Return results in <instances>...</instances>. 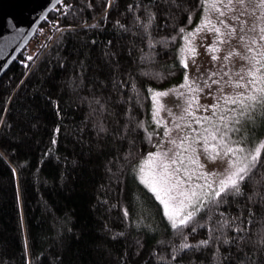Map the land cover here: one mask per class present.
Wrapping results in <instances>:
<instances>
[{
	"label": "trees",
	"instance_id": "16d2710c",
	"mask_svg": "<svg viewBox=\"0 0 264 264\" xmlns=\"http://www.w3.org/2000/svg\"><path fill=\"white\" fill-rule=\"evenodd\" d=\"M137 2L64 0L32 41L52 26L50 39L24 63L20 54L1 77L0 117L7 126L0 131V264H172L157 256L168 257L182 237L158 212L159 202L142 195L144 186L138 187L131 170L117 181L118 165L109 163L152 149L149 88L163 90L183 79L173 69L182 40L174 47L156 43L154 62L141 60L150 39L175 35L179 24L170 19L168 0H155L151 37L134 24L139 10L129 11L128 5ZM198 16L191 24L187 12L176 20L191 28ZM119 80L127 84L118 92L113 83ZM94 97L107 100V111ZM129 104L147 132L135 124L125 129ZM100 125L105 132L98 133ZM262 176L264 171L257 172L249 188ZM243 207L241 198L223 211L235 214ZM261 216L264 205H257L256 222L247 225L254 234ZM219 219L209 212L189 241L208 239ZM216 249L213 242L185 250L178 264H238L237 257L245 255L233 248L228 259L227 245ZM253 258L264 264V254L253 252Z\"/></svg>",
	"mask_w": 264,
	"mask_h": 264
},
{
	"label": "snow or ice",
	"instance_id": "6c2138e0",
	"mask_svg": "<svg viewBox=\"0 0 264 264\" xmlns=\"http://www.w3.org/2000/svg\"><path fill=\"white\" fill-rule=\"evenodd\" d=\"M168 4L170 19L179 24L175 35L167 40L150 39V51L141 60L154 62L156 43L174 47L178 39L185 41L179 49L184 55L178 63L173 61L174 71L183 76L182 82L175 86L177 99L172 101L177 111L167 109L161 100L173 90L149 88L156 128L148 139L155 150L139 157L129 152L123 159L117 157L109 163L118 165L117 181L131 170L138 187L144 186L140 189L142 195L159 202L158 212L167 219L174 235L182 237L178 246L173 242L168 257L158 255L157 259H170L172 264H178L185 250L215 242L217 252L221 245L228 246V259L233 248L245 253L237 257L238 264H260L258 259L254 260L253 252L264 254V216L260 217L255 234L247 225L255 224L256 206L264 205V176L249 188L257 172L264 171V0H193L191 5L188 0H168ZM133 8L139 10L133 17L134 24L151 37L150 29L158 17L155 0L128 5L129 11ZM185 12L188 24L199 14V23L192 29L176 20V14ZM116 23L125 28L119 21ZM200 33L213 35V42L204 45L211 56L210 68L201 67L196 59L200 53L193 38ZM233 41L247 43L240 50L233 46ZM164 75L158 74V78ZM126 84L123 80L114 81L113 87L119 92L121 85ZM205 97L211 100L201 103ZM93 99L107 111V100L101 103V98ZM132 109L129 104L125 129L130 131L135 124L137 129L144 128L147 132L145 122L132 117ZM162 109L168 112L170 121L159 115ZM6 126L5 119L0 117V131ZM55 131L59 132V127ZM97 131L106 129L100 125ZM52 143H56L55 138ZM208 161L215 163L209 165ZM148 192L152 195L148 196ZM241 198L244 207L237 213L223 211L225 207L231 210L233 203L239 205ZM209 212L219 213L217 226L208 239L193 244L188 236L197 231ZM228 229H232L231 234ZM224 258L221 254V259Z\"/></svg>",
	"mask_w": 264,
	"mask_h": 264
},
{
	"label": "water",
	"instance_id": "95a60500",
	"mask_svg": "<svg viewBox=\"0 0 264 264\" xmlns=\"http://www.w3.org/2000/svg\"><path fill=\"white\" fill-rule=\"evenodd\" d=\"M61 3V0H0V79Z\"/></svg>",
	"mask_w": 264,
	"mask_h": 264
},
{
	"label": "rangeland",
	"instance_id": "374dc122",
	"mask_svg": "<svg viewBox=\"0 0 264 264\" xmlns=\"http://www.w3.org/2000/svg\"><path fill=\"white\" fill-rule=\"evenodd\" d=\"M199 19H200V17L198 16V18L196 19V21L193 24V26L191 28H189V29L194 28L196 26V24L199 23ZM204 37H206V39H204ZM48 39L46 40V42L48 41ZM193 42L196 44L197 51L200 53V55L196 58L197 59V62L200 63L201 64V67H203V68H210L211 65H210L209 62L211 61V56L205 51L204 45H205V43H212L213 42V35H212V33H200L198 35V37L193 38ZM245 43H247V41H244V42L233 41V46L234 47H237L240 50H243V45ZM184 45H185V41L182 40L181 47L184 46ZM23 51L21 52V54L23 53ZM24 54L25 53L22 54L21 61H23V59H24V57H23ZM182 55H184V54L180 52V56H182ZM237 60L239 61V57H237ZM29 62L30 61H28L25 65H27ZM212 70H215V69H212ZM181 82L175 83V84H173V85H171V86L163 89V90H169V89L173 90V91H170L167 96H164V97L161 98V100L163 101V104L165 105V107L167 109H171L173 111H177V109L175 108V105L172 103V101H175L177 99V97L175 95V86L178 85V84H180ZM205 99L211 100V97L202 98L201 103H204ZM153 104H154V101H153L152 95H151V108H152V111L151 112H152V116H153ZM159 115L162 116V117H164L166 122L171 120V117L168 116V112L166 110H163L162 109L160 111ZM150 127L151 128H154V129L156 128V124L153 121V119H151ZM157 131H159V130H157ZM153 139H158V137H153ZM151 150H153V151L155 150L154 145L152 146V149ZM201 159L203 160L205 158L203 156H201ZM214 163L215 162L208 161V164L209 165L214 164Z\"/></svg>",
	"mask_w": 264,
	"mask_h": 264
},
{
	"label": "built area",
	"instance_id": "2783aa9c",
	"mask_svg": "<svg viewBox=\"0 0 264 264\" xmlns=\"http://www.w3.org/2000/svg\"><path fill=\"white\" fill-rule=\"evenodd\" d=\"M52 26L46 27L45 30L41 31V36L36 38V40L34 41H30L29 45L30 46H26V48L24 49L23 53L24 54V59L22 61V63H24L26 60L30 59L33 55V53L38 50L45 42L46 40L51 37V33H52ZM48 39V40H49Z\"/></svg>",
	"mask_w": 264,
	"mask_h": 264
}]
</instances>
